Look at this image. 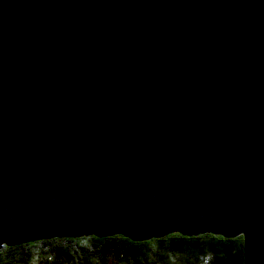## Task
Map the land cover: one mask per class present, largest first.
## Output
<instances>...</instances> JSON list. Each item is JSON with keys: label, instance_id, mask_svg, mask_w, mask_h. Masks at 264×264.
<instances>
[{"label": "water", "instance_id": "water-1", "mask_svg": "<svg viewBox=\"0 0 264 264\" xmlns=\"http://www.w3.org/2000/svg\"><path fill=\"white\" fill-rule=\"evenodd\" d=\"M174 232L264 264V0H0V248Z\"/></svg>", "mask_w": 264, "mask_h": 264}, {"label": "trees", "instance_id": "trees-1", "mask_svg": "<svg viewBox=\"0 0 264 264\" xmlns=\"http://www.w3.org/2000/svg\"><path fill=\"white\" fill-rule=\"evenodd\" d=\"M222 237V239H216ZM35 248L23 247L37 244ZM245 264L243 235L213 233L133 240L122 234L51 237L0 248V264Z\"/></svg>", "mask_w": 264, "mask_h": 264}, {"label": "snow or ice", "instance_id": "snow-or-ice-1", "mask_svg": "<svg viewBox=\"0 0 264 264\" xmlns=\"http://www.w3.org/2000/svg\"><path fill=\"white\" fill-rule=\"evenodd\" d=\"M216 239H222V237H217ZM38 243L39 242H37V244H26L23 247H26V248H35V247H37ZM30 264H36V258L35 257H32L31 258Z\"/></svg>", "mask_w": 264, "mask_h": 264}]
</instances>
